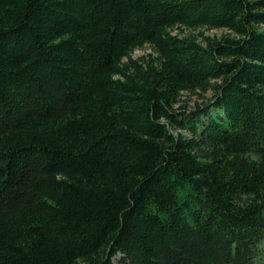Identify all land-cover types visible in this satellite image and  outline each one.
Here are the masks:
<instances>
[{
    "label": "trees",
    "instance_id": "trees-1",
    "mask_svg": "<svg viewBox=\"0 0 264 264\" xmlns=\"http://www.w3.org/2000/svg\"><path fill=\"white\" fill-rule=\"evenodd\" d=\"M199 27L227 32L174 33ZM263 242L264 0H0V264Z\"/></svg>",
    "mask_w": 264,
    "mask_h": 264
},
{
    "label": "rangeland",
    "instance_id": "rangeland-1",
    "mask_svg": "<svg viewBox=\"0 0 264 264\" xmlns=\"http://www.w3.org/2000/svg\"><path fill=\"white\" fill-rule=\"evenodd\" d=\"M227 32L226 29L224 28H207V27H199L196 29H190V28H184L183 30L181 29H175L174 33H180V34H209V35H217L220 36L222 34H225ZM153 52V49L151 48V45L145 44L141 47H138L133 50L132 56L133 57H139L142 55H147L149 53ZM210 94V93H209ZM184 98L188 100L190 103H194L195 101H201L202 98H200L197 94H187L184 95ZM119 257V255L117 256ZM254 264H264V242L262 245V250L261 254L256 258Z\"/></svg>",
    "mask_w": 264,
    "mask_h": 264
}]
</instances>
